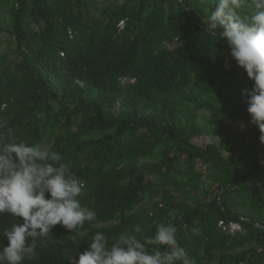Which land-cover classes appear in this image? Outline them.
<instances>
[{
	"label": "trees",
	"instance_id": "1",
	"mask_svg": "<svg viewBox=\"0 0 264 264\" xmlns=\"http://www.w3.org/2000/svg\"><path fill=\"white\" fill-rule=\"evenodd\" d=\"M8 2L0 0V10ZM214 7L215 0H15L7 24L0 15V132L58 152V164L84 184L82 206L96 213L75 230L57 225L39 237L23 264H75L97 232L109 246L135 236L151 252L161 223L176 226L191 264H264V144L241 96L253 81L226 40L206 31ZM236 116L247 120L246 139L225 123ZM208 133L214 141L194 142ZM204 173L209 200L171 201L169 185L198 190ZM146 174L162 182L148 221L141 207L156 184ZM22 222L0 215V243Z\"/></svg>",
	"mask_w": 264,
	"mask_h": 264
},
{
	"label": "clouds",
	"instance_id": "2",
	"mask_svg": "<svg viewBox=\"0 0 264 264\" xmlns=\"http://www.w3.org/2000/svg\"><path fill=\"white\" fill-rule=\"evenodd\" d=\"M244 9L250 14H242ZM205 26L206 31L214 36L218 32L226 40L232 59L253 81L250 89L241 90V96L247 103L249 122L258 126L264 144V0H215ZM75 82L83 87L82 81ZM5 127L0 121V129ZM59 161L61 155L56 151L18 142L10 132L8 136L0 132V215L23 218L2 233L8 243H0V264H23L25 258L32 259L37 239L57 225L75 230L96 219L95 211L78 199L83 182ZM134 231L142 229L137 225ZM153 241L160 247L151 252L135 236L109 246L105 234L97 232L75 264H191L178 243L175 225H157Z\"/></svg>",
	"mask_w": 264,
	"mask_h": 264
},
{
	"label": "rangeland",
	"instance_id": "3",
	"mask_svg": "<svg viewBox=\"0 0 264 264\" xmlns=\"http://www.w3.org/2000/svg\"><path fill=\"white\" fill-rule=\"evenodd\" d=\"M8 6L9 8H12L15 0H8ZM7 9H1L0 10V15L4 18V23L7 24V16H8V10ZM5 45V44H4ZM171 47V46H169ZM225 123L228 125V129L230 130V132H232L234 134V136L237 139H246L249 135L248 129H247V120L242 117V116H236L234 118H230L225 120ZM244 125V127H241V125ZM213 134L208 133V134H203V135H199L196 136V138L194 139V142L198 145H202L204 143H208V142H212L214 141L213 138ZM142 164V162H141ZM147 178H150L151 180H153V182L156 184V187H154L153 192L151 193V198L149 200V202H145L141 208H143L144 210V220H149L150 217L153 216L155 208H156V203L160 202V198L162 196V192L160 190L157 191L158 187L162 188V185L160 182V186H159V178L157 176L151 175V174H146ZM179 179V176L175 179V181L177 182ZM203 180L207 181V185L203 186L200 189H192L189 186H186L184 184V182H182L181 180H179L178 183L181 184L180 188H177L176 186L173 185H169L167 187L168 189V195L173 199L171 201H181V200H187L188 202H190L191 204H196L198 202H204L207 201L211 198V191L213 188L210 187L209 185V181L207 180V173H204L202 176ZM213 187V186H212ZM147 200V199H146ZM175 214V211H171L170 213ZM233 228H237L239 229V226L237 225H232ZM236 230V229H234Z\"/></svg>",
	"mask_w": 264,
	"mask_h": 264
},
{
	"label": "bare ground",
	"instance_id": "4",
	"mask_svg": "<svg viewBox=\"0 0 264 264\" xmlns=\"http://www.w3.org/2000/svg\"><path fill=\"white\" fill-rule=\"evenodd\" d=\"M234 229H237V228H234Z\"/></svg>",
	"mask_w": 264,
	"mask_h": 264
}]
</instances>
